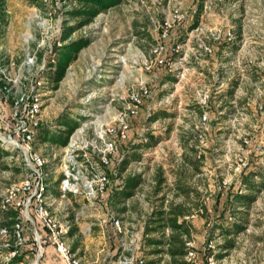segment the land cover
<instances>
[{"label":"built area","instance_id":"2783aa9c","mask_svg":"<svg viewBox=\"0 0 264 264\" xmlns=\"http://www.w3.org/2000/svg\"><path fill=\"white\" fill-rule=\"evenodd\" d=\"M40 3L42 6L38 8L53 7L58 21L55 33L48 31L56 39H49L46 34L36 46L47 50L51 40L60 44L57 39L63 19L78 3L76 0H40ZM210 5L209 0H203L201 7L194 3L187 7L183 0H168L161 18H151L154 40L142 62L150 74L136 82L112 121L74 130L62 147L58 177L54 181L47 159L35 148L49 92L48 82L38 71L25 74L10 55L0 52V127L3 129L0 144H4L0 147L10 157L20 155L23 163L22 176L8 184L1 196L0 206L13 210L16 220L13 241L8 229H0V264H7L18 255H23L20 264H46L43 260L47 248L58 253L63 264H87L84 256L72 248L73 238L68 235L72 227L85 236L98 228L103 245L107 243L105 232L111 231L120 252L117 255L107 252L100 264L146 263V218L137 213L129 216V210L117 214L111 205V193L123 187L127 172L136 173V167L140 170L143 164L137 160L120 171L125 155L122 144L129 138L131 121L146 107L147 101H152L158 74L171 77L173 86V92L164 95L160 102L167 105L178 98L173 108L179 112L183 109V133L189 137L188 146L194 147L201 158L200 172L188 184L201 197H219L230 190L249 191L241 186V176L257 166L264 169V37L246 34L226 17L221 23L207 24L204 16ZM38 8H34L36 15L38 12L40 16L51 15ZM182 30L187 31L180 39ZM32 50L27 51L23 62L29 68L35 65V55H30ZM157 111L147 105L148 115ZM177 163H182V157ZM130 166H133L131 170ZM163 177L156 196L162 197L167 207L169 201H181L183 197L175 194L176 173H165ZM149 182L156 183L142 174V183L135 194L141 192L140 196L146 197L151 189ZM263 191L251 205L248 222L236 235L233 248L222 249L219 246L222 241H217L209 231L199 243L192 236H184L186 264H264V259L258 261L256 257L260 241L254 243L249 238V235H264V213L259 218L255 214L257 205L262 204ZM55 205L64 209L63 218L54 212ZM153 207L150 206L149 212ZM198 212L200 209L180 216L179 221L185 220L193 228L192 220ZM227 217L223 224L231 220L230 215ZM258 219L259 233L254 226ZM208 226L213 229V223L208 222ZM170 231L166 227L164 236L168 237ZM241 238L244 247L239 246ZM162 256L170 258L166 252Z\"/></svg>","mask_w":264,"mask_h":264},{"label":"rangeland","instance_id":"374dc122","mask_svg":"<svg viewBox=\"0 0 264 264\" xmlns=\"http://www.w3.org/2000/svg\"><path fill=\"white\" fill-rule=\"evenodd\" d=\"M157 1L124 0L121 4L98 14L92 21L77 27L73 31L70 38H87L89 44L79 51L77 60L70 64L57 88L52 89L47 86L49 92L45 97L42 127L56 128L57 119L60 117H68L77 121L79 123L78 127L83 125L93 126L94 123L112 121L116 110L122 106L136 82L146 79L150 74L144 70L142 62L143 57L148 55L150 44L154 40L151 18H161L162 9L166 7L168 0H164L161 4H158ZM194 1L196 0H183V5H191ZM209 1L211 8L208 13L218 16L220 20L218 23H221L222 18L226 17V19L233 21L239 30L244 29L246 34L254 35L255 38L258 35L264 37V0ZM38 6H42L40 0H36V2L34 0H5L4 20L0 21V52L1 55H10L14 62L20 64V67L25 70V74L38 71L39 76L46 83L47 73L49 72V49L52 50L55 45L59 44H57V41L51 40L50 48L47 50L44 48L36 49V46L41 37L44 38L48 34V31L55 33V24L58 21L53 7L43 6L38 8ZM35 7L43 11L45 15L49 12H51V15L45 17L42 14L40 16L39 12L36 15ZM75 22V19L67 16L63 19V26L73 25ZM207 24L212 25L209 22ZM47 36L53 40L57 37L54 35H52L54 37H51V33ZM29 49L36 50L35 52L32 50L30 54L31 56L35 55V65L32 68L25 66L23 63L27 51H30ZM156 78L157 91H155L156 94L152 101L149 100L150 103L147 101V105L152 106L155 111L168 113L166 119L160 117L149 121L151 115L146 113V105L139 115L132 119L129 141L125 143V151L136 154L134 157L132 154L134 161H143L140 170L137 166L135 172L145 174V179L155 182L159 170H162V177L165 173L177 174L178 169L182 167V163L178 164L177 162L183 155V109L179 112L173 108L174 104L179 102L178 98L170 100L167 105L160 102L164 95L173 92L172 78L161 74H158ZM162 79L166 81H162ZM162 84L164 85L162 86ZM169 117L171 119H168ZM150 130L156 131V134L161 136V141L155 145L156 147L143 148L142 150L131 148L133 143H137L138 139ZM0 132L3 133L1 127ZM36 149L47 159L48 169L53 171L52 181H54V177H58L62 147L57 148L48 141L41 142L37 139ZM16 157V155L10 157L9 152H2L0 155V199L5 193V187L18 181L22 176V159L20 155L17 159ZM134 161L132 160L130 163ZM132 167L130 166V170ZM179 173L180 176H187V178L191 175L190 172L183 175V169ZM57 184L56 181L53 186L56 187ZM149 185L151 187L149 192L151 193L147 194L146 197H141V192H138L125 202L127 210L130 211L129 216H136L137 213L138 216L144 215L146 218L150 206L153 207L160 201V197L155 195V184L149 182ZM227 194L214 198L198 196L197 202L193 201L190 204L195 206L194 210L200 209L201 211L196 213L194 220H192L193 225L198 223V220H202L199 227L193 226V230L201 238L203 234L205 235L209 231L217 241H223L224 237L220 235L219 228L213 230L218 226L217 223L222 224L228 218ZM260 196L262 204L257 205L258 210L255 213L257 218L264 213V191ZM111 205L115 210L116 205L112 202ZM54 212L58 217L63 218L64 209L61 205H55ZM115 212L118 211L115 210ZM3 214L4 212L0 210V221ZM208 222L213 223V229H210ZM259 224L260 220L258 219L254 223L255 231L258 233ZM223 225H228V223ZM100 232L97 228L90 236H85L77 230L72 237L73 239L79 238V243L74 250L84 256L87 264H100L102 257L107 252L117 255L120 250L118 242L113 239L110 230L109 233L105 232L106 245H103L102 240H100ZM0 241H2V237ZM238 243L240 247L246 245L244 244V238H241ZM144 254L146 260L156 257L147 248L144 250ZM218 256H221V254H218ZM43 261L46 264H63L59 254L52 251L51 248H47Z\"/></svg>","mask_w":264,"mask_h":264},{"label":"trees","instance_id":"16d2710c","mask_svg":"<svg viewBox=\"0 0 264 264\" xmlns=\"http://www.w3.org/2000/svg\"><path fill=\"white\" fill-rule=\"evenodd\" d=\"M33 1V0H32ZM78 6L68 11L67 16L76 20L73 25L63 26L61 35L58 37L59 45H55L50 51L48 61V73H47V86L52 89H56L59 82L65 76V73L72 62L77 60L79 51L89 44L87 38L78 37L70 38L71 34L77 27H81L90 21H92L98 14L107 11L108 9L121 4L124 0H76ZM36 2V0H34ZM4 3L5 0H0V21L4 20ZM56 44V43H55ZM168 113L159 112V110L149 117L150 120H154L159 117H166ZM79 123L68 117H60L57 119L56 128L52 129L48 126L41 127L38 140L41 142H49L52 146L57 148L65 146L69 136L78 127ZM169 128V127H168ZM183 133V147L184 152L182 155V167L183 175L190 172L189 178L187 176H180V173L176 174V180L174 182L175 194L182 195L181 201H169L168 206L164 207L163 198L160 197V201L155 204L153 209L148 213L146 217V225L144 229L145 244L148 247L151 254H155L156 257H151L145 264H186L184 255L186 254V246L184 236L191 237L192 226L185 220L179 221L180 216L191 214L195 209L192 204L193 201L197 202L199 193L188 184L189 180L194 177L195 174L200 172L201 158L198 157L194 147L188 146L189 137ZM145 138L146 140H142ZM129 139V138H128ZM127 140L126 142H128ZM161 141V136L153 133L146 132L144 136L138 139L137 143H133L131 148H150L157 145ZM122 144V148L125 149V143ZM130 147V146H129ZM36 148V145H35ZM128 150V149H127ZM2 152H6L0 147V155ZM7 153V152H6ZM135 153L131 151H125L120 171L128 166L130 161H134ZM139 159V158H138ZM189 173V174H190ZM162 170L157 171V179L154 185L155 195L161 190V185L164 182V177L161 176ZM187 174V175H189ZM257 180L259 182H257ZM142 183L141 173H126L124 179V185L121 189H116L111 193V202L116 205L115 210L117 214L121 215L127 211L125 202L131 198L139 186ZM241 186L245 190H249L243 193L237 191H229L227 194L228 199V213L231 217L228 225L224 226L223 223H217L215 229L219 228L220 235H223L224 239L219 246L222 249L229 250L235 246V237L239 234L246 223L248 222L249 209L254 201L258 197V193L264 189V169L261 166H257L250 170L247 174L241 176ZM148 192L147 194H150ZM116 194V195H115ZM115 195V197H114ZM191 202V203H189ZM197 204V203H193ZM1 205V199H0ZM0 210L4 212L0 221V229L6 228L9 230L10 240L13 241V224L15 222L16 213L13 210H6L0 206ZM170 228V234L168 237L164 236V229ZM76 228L72 227L69 231V236L73 237ZM211 236H213L211 234ZM79 243V238L73 239L72 248L75 249ZM166 252L169 255V259H164L162 253ZM161 254V256H159ZM23 259V255H18L12 261L7 264H20Z\"/></svg>","mask_w":264,"mask_h":264},{"label":"crops","instance_id":"0c3cea01","mask_svg":"<svg viewBox=\"0 0 264 264\" xmlns=\"http://www.w3.org/2000/svg\"><path fill=\"white\" fill-rule=\"evenodd\" d=\"M202 2H203V0H196V1H194V4L196 5V4H198L199 5V7H201L202 6ZM189 5H187V7H188ZM204 20L206 21V22H209V23H218L220 20H219V17L218 16H216L215 14H211V13H208V14H206L205 16H204ZM185 31H187V30H182V33H181V36H180V39H183V37H184V35H185ZM162 81H166L165 79H162ZM160 112V111H159ZM166 113V112H165ZM160 118V117H159ZM158 118V119H159ZM170 118V117H169ZM163 119H166L165 117L163 118ZM153 133H155L156 134V131H153ZM257 182H259L258 180H257ZM194 220V219H193ZM200 221H202V220H198L197 222L198 223H194V227H199L200 225ZM193 223V222H192ZM193 229V228H192ZM196 229H198V228H196ZM195 229V230H196ZM191 236H192V238H194V240L197 242V243H199L201 240H202V238H201V236L196 232V231H194V230H192V232H191ZM203 237V236H202ZM249 238L251 239V241L252 242H259L260 241V243H261V246H260V248H259V251H258V253L256 254V257H257V259H258V261H262L263 259H264V235H262V236H258V235H252L251 237H250V235H249Z\"/></svg>","mask_w":264,"mask_h":264}]
</instances>
